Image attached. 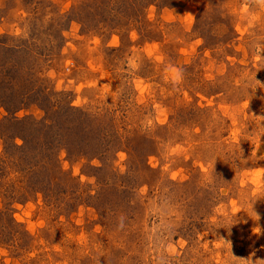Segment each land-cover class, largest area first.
<instances>
[{
    "label": "rangeland",
    "instance_id": "obj_1",
    "mask_svg": "<svg viewBox=\"0 0 264 264\" xmlns=\"http://www.w3.org/2000/svg\"><path fill=\"white\" fill-rule=\"evenodd\" d=\"M124 1L0 0L39 87L114 137L61 152L57 191L0 195V264H264V0Z\"/></svg>",
    "mask_w": 264,
    "mask_h": 264
},
{
    "label": "trees",
    "instance_id": "obj_2",
    "mask_svg": "<svg viewBox=\"0 0 264 264\" xmlns=\"http://www.w3.org/2000/svg\"><path fill=\"white\" fill-rule=\"evenodd\" d=\"M104 1L80 0L81 4L76 3L74 8L83 15L103 17L104 11L100 10ZM107 1L116 3L117 0ZM133 1L136 0H125L123 4L131 3L130 7ZM137 3L138 0L133 3V11L137 16L135 21H140V10H134ZM113 12L114 9L109 8V12L104 14L109 17ZM59 17L60 21L66 18ZM35 48L38 47L29 40L21 44L15 38L0 37V109L7 114L0 120V136H3L5 146L4 155L0 156L1 196L10 189L17 192L16 195L28 194L33 188L37 194L51 189L57 191L55 182L63 174L61 152L70 160H96L108 152V145L114 141L107 130L109 128L98 125V120L103 117L101 113L98 115L88 109L74 107L72 103H63L59 97L66 95L46 93L39 87V71L36 69L40 60ZM30 104H38L44 116L40 119L34 116L18 119L16 115ZM7 124L13 133L1 130ZM8 177L9 180L13 177V183Z\"/></svg>",
    "mask_w": 264,
    "mask_h": 264
}]
</instances>
